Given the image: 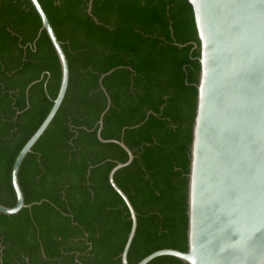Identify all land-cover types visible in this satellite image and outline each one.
<instances>
[{
    "label": "trees",
    "instance_id": "trees-1",
    "mask_svg": "<svg viewBox=\"0 0 264 264\" xmlns=\"http://www.w3.org/2000/svg\"><path fill=\"white\" fill-rule=\"evenodd\" d=\"M39 1L67 55L70 81L20 168L25 202L32 206L0 213V264H123L132 218L109 173L129 154L99 138L109 98L101 137L122 140L135 155L115 174L138 218L129 262L162 248L186 251L201 67L191 3ZM41 27L31 0H0V202L6 206L17 202L15 159L61 85L58 54ZM148 264L188 263L163 255Z\"/></svg>",
    "mask_w": 264,
    "mask_h": 264
},
{
    "label": "water",
    "instance_id": "water-1",
    "mask_svg": "<svg viewBox=\"0 0 264 264\" xmlns=\"http://www.w3.org/2000/svg\"><path fill=\"white\" fill-rule=\"evenodd\" d=\"M31 2L42 20L40 32L47 31L58 54L62 78L50 112L13 164L17 202L14 206L0 202V213L8 215L32 206L25 202L20 168L56 116L70 81L62 43L41 2ZM189 2L201 67L188 174V248L158 249L136 264H148L163 255L188 264H264V0ZM110 105L109 98L98 121V135L102 141L120 144L129 154L127 161L111 169L109 181L131 213L132 227L121 253L122 263L131 264L128 253L138 226L137 212L115 174L131 164L135 155L122 140L101 137L103 115Z\"/></svg>",
    "mask_w": 264,
    "mask_h": 264
}]
</instances>
